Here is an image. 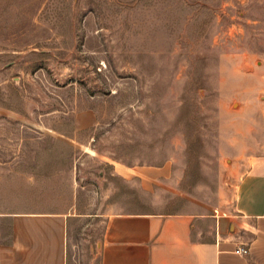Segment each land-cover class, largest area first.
I'll list each match as a JSON object with an SVG mask.
<instances>
[{
    "label": "rangeland",
    "instance_id": "374dc122",
    "mask_svg": "<svg viewBox=\"0 0 264 264\" xmlns=\"http://www.w3.org/2000/svg\"><path fill=\"white\" fill-rule=\"evenodd\" d=\"M259 75L264 0H0V241L14 213L66 212L68 264H99L105 213L215 200L260 152ZM119 164L168 165L169 188Z\"/></svg>",
    "mask_w": 264,
    "mask_h": 264
},
{
    "label": "crops",
    "instance_id": "0c3cea01",
    "mask_svg": "<svg viewBox=\"0 0 264 264\" xmlns=\"http://www.w3.org/2000/svg\"><path fill=\"white\" fill-rule=\"evenodd\" d=\"M259 77L261 86L264 75ZM260 109V152L234 155L246 160H233L215 200L175 213H105L99 264H264V103ZM246 134L239 131L234 140ZM114 174L149 195L156 184L169 188L163 181L171 167L119 164ZM72 220L66 212L12 214L10 237L0 241V264H68ZM240 246L249 252L239 253Z\"/></svg>",
    "mask_w": 264,
    "mask_h": 264
},
{
    "label": "built area",
    "instance_id": "2783aa9c",
    "mask_svg": "<svg viewBox=\"0 0 264 264\" xmlns=\"http://www.w3.org/2000/svg\"><path fill=\"white\" fill-rule=\"evenodd\" d=\"M237 251L239 253L246 254V253L249 252V248L248 247H245V246H240V247L237 248Z\"/></svg>",
    "mask_w": 264,
    "mask_h": 264
}]
</instances>
